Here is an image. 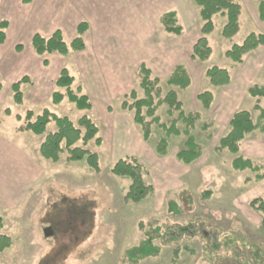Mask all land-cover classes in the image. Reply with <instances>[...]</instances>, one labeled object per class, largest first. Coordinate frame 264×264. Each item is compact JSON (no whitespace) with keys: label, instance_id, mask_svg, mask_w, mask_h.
I'll return each mask as SVG.
<instances>
[{"label":"rangeland","instance_id":"obj_1","mask_svg":"<svg viewBox=\"0 0 264 264\" xmlns=\"http://www.w3.org/2000/svg\"><path fill=\"white\" fill-rule=\"evenodd\" d=\"M238 2L243 8L239 32L233 38H225L223 28L227 18L222 15L214 18L215 29L209 36L213 53L204 63L193 62L197 66H192V72L189 70L192 86L186 90L169 87L166 79H162L164 96L170 90L176 91L185 113L201 115L193 135L204 153L191 166L176 158L185 148L184 136L170 138L168 155L159 156L156 145L164 133L154 127L150 141L144 142L132 113L122 110L121 99L103 108L106 115L80 112L68 100L57 106L53 104L56 80L51 84L46 81L36 84L34 80V85L29 82L21 85L24 98L17 104L10 81H3L0 93V217L3 229L0 234L10 237L13 244L0 253V264H128L125 252L142 243L145 231L157 228L165 234L161 241L155 242L162 252L159 257L139 264H264L262 217L249 205L255 198H264V181L246 183L245 180L254 175L249 171L235 172L232 169L234 156L226 150H217L221 138L230 130L229 124L219 121L220 108L230 110V104L239 99L242 100L240 107L233 105L232 109L249 111L257 120L256 100L241 90L238 96L235 91L230 94L226 87H215L204 76V72L214 66L236 75L240 66L230 60L226 52L242 44L252 33L264 34V24L256 17L251 3L248 0ZM187 3L191 22L194 17L199 21L195 0ZM252 3L256 10L257 2ZM181 23L190 30L191 25L184 16ZM56 68L53 66V74ZM66 68L78 80L74 88L81 85L87 94L88 88L80 80L84 73L71 60ZM36 71L34 66V75L38 76ZM39 75L42 80V73ZM261 82L258 80L251 87L260 86ZM139 91L143 97L140 88ZM201 92L214 95L209 109L197 100ZM105 102L107 100L101 98V104ZM260 106L264 108V99L260 100ZM45 109L68 117L75 124L85 115L97 123L104 144L98 147L91 142L87 148L99 156L98 173L85 162H69L66 152L56 163L41 157L39 147L49 133L56 131L55 123L48 125L43 136L21 129L27 122L28 112H33L32 121H35ZM157 114L163 122L170 120L167 105L161 106ZM114 121L115 128L111 124ZM205 125L209 126L208 130L203 128ZM179 127L183 129L184 125L180 123ZM253 135L244 141L253 137L254 151L260 157L264 154V136ZM259 143L262 147L257 148ZM124 158L137 159L149 171L148 180L155 191L142 203L129 202L126 192L130 181L112 174L113 165ZM256 160L264 161V157ZM171 201L180 209V214L170 212ZM189 225L199 235L188 236L183 232L184 235L179 236L183 231L181 227ZM47 228L52 233L49 238L45 236ZM177 247L181 248V254L175 261Z\"/></svg>","mask_w":264,"mask_h":264},{"label":"trees","instance_id":"obj_2","mask_svg":"<svg viewBox=\"0 0 264 264\" xmlns=\"http://www.w3.org/2000/svg\"><path fill=\"white\" fill-rule=\"evenodd\" d=\"M33 0H22L23 4L28 5ZM259 4V18L264 24V0H253ZM196 6L199 8V21L201 37L195 43L191 52V60L193 62L204 63L208 61L213 53L210 46L209 36L215 29L214 18L218 15L225 16L227 22L223 28V36L225 38H233L240 30V18L242 15V6L237 0H195ZM163 31L172 36L182 37L185 33L184 27L179 23L176 11H170L163 14L159 19ZM9 26L8 21L3 20L0 23V45L6 41V30ZM90 29L87 22H82L77 27V35L71 42H67L62 31H56L51 37L45 38L40 34H35L32 39V47L34 52L40 57H48L50 55H61L69 57L74 53L82 52L86 49L84 35ZM264 47V34H250L242 44L234 45L226 52V56L235 64L243 63L245 57L251 52ZM22 45L17 46V51L23 50ZM44 65L49 66V61L44 60ZM204 76L215 87H226L231 82V73L229 70L219 67H212L204 72ZM135 81L137 87L121 98V108L125 112L133 115L134 123L141 131L144 142H149L153 128L161 130L164 135L159 139L156 145V152L159 156L165 157L169 152V139L172 137L186 138L184 149L179 151L176 158L179 162L186 166H191L199 161L204 153L203 147L198 143L193 131L200 120V113H185L183 103L179 100L178 94L174 90H170L165 96L163 95L161 84L164 80L154 76L152 70L145 64L139 65L135 73ZM30 82L29 77H23L20 81L15 82L11 89L14 93V101L17 104L22 103L23 93L21 85ZM169 87L180 88L186 90L192 86L193 77L185 64L177 65L169 77L165 80ZM76 78L71 75L67 68H63L55 82L56 91L52 94V102L54 105H60L68 100L80 112L92 113L93 104L90 97L84 93L83 87L80 85L74 88ZM143 97L140 96V91ZM3 89L0 80V93ZM249 96L256 100L255 110L259 112L257 120L253 119L249 111L236 112L230 123L229 132L221 138L218 151H228L234 156L232 161V169L235 172H251L254 177H249L246 183L259 184L264 181V161L254 160L241 154V146L246 137L258 133L264 136V108L260 106V100L264 99V87L253 86L248 91ZM199 103L205 109H209L214 102V95L211 92H201L197 96ZM168 106V115L170 120L163 122L157 114L161 106ZM33 112H28L27 122L21 130L31 132L36 136H43L48 131V125L55 123L56 131L49 133L43 143L39 147V153L46 160L58 162L61 155L66 152L68 161L71 163L85 162L92 171H100V159L98 154L88 150L91 142L101 147L104 139L101 136L100 127L97 123L85 115L81 117L77 124L68 117H61L45 109L43 113L33 120ZM182 123L184 128L181 129L179 124ZM205 130L209 126L203 127ZM112 174L115 177L128 179L130 186L126 192V199L133 203L139 204L154 194V186L149 182V171L146 167L135 158H124L118 160L112 167ZM209 194V193H207ZM250 208L259 213L262 217V225L264 226V198L259 197L250 201ZM172 214H180V209L174 201L169 204ZM189 226L181 227V236L186 235L196 237L199 235L194 228ZM3 229V219L0 217V231ZM171 232V231H169ZM202 236V230L200 231ZM156 234L157 236H154ZM145 239L139 246L133 247L125 252L124 258L128 264H139L143 260L157 258L162 250L157 245L156 240L165 237L164 232L159 228L147 230L144 232ZM12 239L8 236L0 234V253L12 247ZM181 254V248L177 247L174 251L175 261Z\"/></svg>","mask_w":264,"mask_h":264},{"label":"crops","instance_id":"obj_3","mask_svg":"<svg viewBox=\"0 0 264 264\" xmlns=\"http://www.w3.org/2000/svg\"><path fill=\"white\" fill-rule=\"evenodd\" d=\"M188 1L192 0H33L25 5L22 0H0V23L3 20L9 23L6 41L0 45V80L3 83L8 79L12 86L19 79L29 77L32 85L35 84L34 80L36 84L44 81L51 84L62 69L70 65L71 60L84 73L83 81L80 80L88 88L87 95L94 113L105 114L104 107L136 87L135 73L142 63L160 79H167L179 64H185L192 72L195 64L191 60V52L201 33L198 18L194 17L191 22ZM248 2L256 17H259V4L255 10L254 1ZM170 11L177 12L181 25V17L184 16L191 25L190 30H193L189 32L184 28L182 37L166 34L159 19ZM195 14L198 15L197 12ZM82 22L90 25L84 35V51L69 57L55 54L46 58L34 52L31 42L35 34L49 38L56 31H62L71 42ZM18 45L24 47L21 52L16 49ZM45 59L49 61V66L44 65ZM34 66L38 76L34 75ZM53 66H57L56 74L51 72ZM239 66L236 75L231 73V82L225 88L230 90V94L235 91L238 96L239 90L246 94L258 80L262 81L259 85L264 87V47L248 54ZM39 73H42V80ZM101 98L107 102L101 104ZM241 104L242 100L239 99L233 103L238 107ZM233 105L230 104V110L220 108L219 121L227 125L230 123L233 115L239 111V108L233 110ZM111 124L115 128V121ZM251 139L243 141L241 154L255 160L262 159L264 154L258 157L253 148L256 144ZM261 144L257 148L262 147Z\"/></svg>","mask_w":264,"mask_h":264},{"label":"water","instance_id":"obj_4","mask_svg":"<svg viewBox=\"0 0 264 264\" xmlns=\"http://www.w3.org/2000/svg\"><path fill=\"white\" fill-rule=\"evenodd\" d=\"M51 235H52V233H51V229L47 228V229L45 230V236H46L47 238H49Z\"/></svg>","mask_w":264,"mask_h":264}]
</instances>
